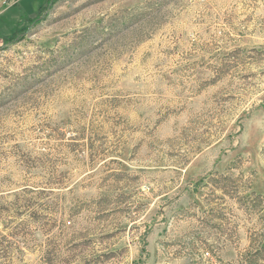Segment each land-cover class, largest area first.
I'll return each instance as SVG.
<instances>
[{
	"label": "rangeland",
	"instance_id": "1",
	"mask_svg": "<svg viewBox=\"0 0 264 264\" xmlns=\"http://www.w3.org/2000/svg\"><path fill=\"white\" fill-rule=\"evenodd\" d=\"M6 6L0 264H264V0Z\"/></svg>",
	"mask_w": 264,
	"mask_h": 264
},
{
	"label": "crops",
	"instance_id": "2",
	"mask_svg": "<svg viewBox=\"0 0 264 264\" xmlns=\"http://www.w3.org/2000/svg\"><path fill=\"white\" fill-rule=\"evenodd\" d=\"M6 3L9 4L8 7H11L12 5L15 6L17 3V0H0V15L6 11L7 6ZM11 5V6H10Z\"/></svg>",
	"mask_w": 264,
	"mask_h": 264
}]
</instances>
